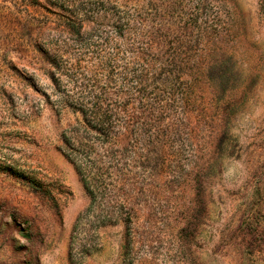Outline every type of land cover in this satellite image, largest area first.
Listing matches in <instances>:
<instances>
[{
  "label": "rangeland",
  "instance_id": "374dc122",
  "mask_svg": "<svg viewBox=\"0 0 264 264\" xmlns=\"http://www.w3.org/2000/svg\"><path fill=\"white\" fill-rule=\"evenodd\" d=\"M0 264H264V0H0Z\"/></svg>",
  "mask_w": 264,
  "mask_h": 264
},
{
  "label": "trees",
  "instance_id": "16d2710c",
  "mask_svg": "<svg viewBox=\"0 0 264 264\" xmlns=\"http://www.w3.org/2000/svg\"><path fill=\"white\" fill-rule=\"evenodd\" d=\"M76 33L79 35V30L76 31ZM40 50V49H39ZM40 53L41 55H44L46 59V61L51 65V67L53 68L52 70H58L59 67H58V64L57 62L55 61L54 58H51V56L48 55L47 52L45 51H42L40 50ZM53 71H50V73H52V77L54 75ZM81 112V114L84 116H86L85 112L83 110H79ZM93 119H94V126H91L92 129H94L96 132H98L99 134H102L104 133V131L106 130V128H108V122L110 121V118L108 117V115H106L105 113H103L101 111V108H98V107H94L93 108ZM94 127V128H93ZM77 171L78 173L82 174L81 170L79 168H77ZM13 175H17L18 178H22V176L18 175L17 173H14ZM82 183H83V186L85 188V190L88 192V193H91L92 194V191H93V187L90 185L91 182L90 181H87L86 179H82ZM33 185L34 182H32Z\"/></svg>",
  "mask_w": 264,
  "mask_h": 264
}]
</instances>
